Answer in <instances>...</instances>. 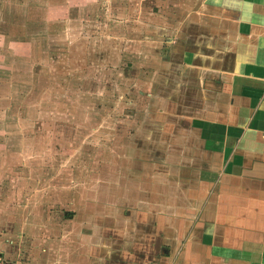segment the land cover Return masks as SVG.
<instances>
[{"label":"rangeland","instance_id":"obj_1","mask_svg":"<svg viewBox=\"0 0 264 264\" xmlns=\"http://www.w3.org/2000/svg\"><path fill=\"white\" fill-rule=\"evenodd\" d=\"M186 1L0 0L6 262L25 264L28 248L45 264H66L74 242L90 235L91 216L107 235L108 215L125 199L123 180L154 136L139 128L153 123L144 110L157 67L182 19L199 9V0L188 8Z\"/></svg>","mask_w":264,"mask_h":264},{"label":"crops","instance_id":"obj_2","mask_svg":"<svg viewBox=\"0 0 264 264\" xmlns=\"http://www.w3.org/2000/svg\"><path fill=\"white\" fill-rule=\"evenodd\" d=\"M199 1L157 67L139 128L154 136L108 237L91 216L66 264H264V0Z\"/></svg>","mask_w":264,"mask_h":264},{"label":"built area","instance_id":"obj_3","mask_svg":"<svg viewBox=\"0 0 264 264\" xmlns=\"http://www.w3.org/2000/svg\"><path fill=\"white\" fill-rule=\"evenodd\" d=\"M0 264H9V263L6 262L2 257H0Z\"/></svg>","mask_w":264,"mask_h":264}]
</instances>
